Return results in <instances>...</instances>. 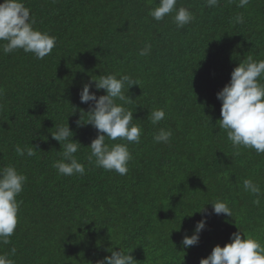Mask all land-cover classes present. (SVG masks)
<instances>
[{"label": "trees", "instance_id": "trees-1", "mask_svg": "<svg viewBox=\"0 0 264 264\" xmlns=\"http://www.w3.org/2000/svg\"><path fill=\"white\" fill-rule=\"evenodd\" d=\"M24 2L34 27L55 36L56 46L43 59L0 51V166L11 164L27 177L16 230L0 254L15 264H96L111 255L107 248L121 245L139 264H199L239 229L264 244V196L257 206L243 189V180L252 179L264 192V154L241 148L234 155L219 127L217 99L241 60L264 59V0L245 8L239 0H220L215 8L177 0L195 16L183 28L174 14L159 22L148 15L159 0ZM237 15L242 24L233 22ZM145 42L152 49L142 57ZM108 74H127L141 87L129 88L132 101L124 105L143 130L140 143L128 145L126 175L90 165L86 146L97 130L77 126L90 110L80 101L82 85ZM158 108L166 117L154 126L147 117ZM67 122L82 144L76 156L83 176L58 175L52 167L61 146L50 131ZM160 128L171 129L169 144L153 141ZM16 145L36 147V155L18 156ZM216 199L227 201L233 217L212 214ZM202 215L199 243L185 249L181 241Z\"/></svg>", "mask_w": 264, "mask_h": 264}, {"label": "clouds", "instance_id": "clouds-1", "mask_svg": "<svg viewBox=\"0 0 264 264\" xmlns=\"http://www.w3.org/2000/svg\"><path fill=\"white\" fill-rule=\"evenodd\" d=\"M219 3L220 0H206L209 8H215ZM249 3L250 0H239L237 7L245 8ZM148 15L157 22L172 15L177 28H183L195 19L188 8H177V0H159L156 7L149 8ZM233 22L242 24L244 17L237 15ZM35 24L36 19L30 8L25 6L24 0H2L0 41L5 43L0 51L9 54L22 49L25 53L34 54L37 59L49 55L56 46V37L35 28ZM151 49L152 45L145 42L138 54L147 56ZM132 85L139 83L127 74L100 75L99 79L91 78L84 83L79 93L81 103L89 104L90 110L87 112V120L84 121L81 117L77 126L90 124L97 130V136L86 146L90 149L87 161L90 165L106 171H115L119 175L127 174L128 163L132 159L128 145L140 143L143 131L140 125L132 123L133 111L124 106L132 101L127 95ZM93 87L97 91L104 90L105 94L98 97L96 91L90 90ZM3 94V89L0 88V96ZM217 99L222 102L219 127L226 130L234 155H240L241 148L255 150L258 155L264 154V59L257 61L252 56H247L241 60L231 72L230 81L217 93ZM165 117L164 109L158 108L151 109L147 118L155 126ZM55 128L56 131H50L51 137L58 141L61 147L58 151L60 159L53 161L52 167L57 170L58 175H85V165L79 162L76 156L82 144L73 139L74 132L68 122L66 125H55ZM172 135L171 129L160 128L153 135V141L157 144H169ZM106 138L127 143L109 145L105 142ZM36 149L34 146H15L16 154L21 157L35 156ZM26 181L27 177L18 172L15 166H0V245L9 244L10 237L16 230L21 203L17 197L23 192ZM243 189L254 197L255 205L261 204L264 192L258 183L252 179H244ZM210 202L212 214L233 217L227 201L216 199ZM199 211L203 213L206 210L201 207ZM206 223L207 216L202 215L201 220L196 222L193 233L183 237L181 243L185 249L199 243L200 233L205 229ZM106 251L111 255L97 260L96 264H139L131 255L132 250L124 251L121 245L118 251L111 247ZM10 253L14 256L16 249L13 247ZM0 264L15 262L9 258V254H0ZM199 264H264V244L239 229L231 234L230 241L223 247L219 244L214 246L211 253L202 258Z\"/></svg>", "mask_w": 264, "mask_h": 264}]
</instances>
